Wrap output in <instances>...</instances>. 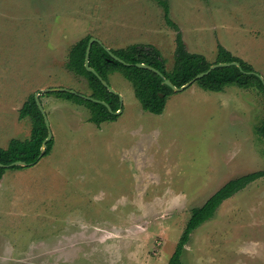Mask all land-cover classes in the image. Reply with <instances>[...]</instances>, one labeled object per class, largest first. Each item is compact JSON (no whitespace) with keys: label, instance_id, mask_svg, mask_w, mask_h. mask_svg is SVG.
Wrapping results in <instances>:
<instances>
[{"label":"rangeland","instance_id":"obj_1","mask_svg":"<svg viewBox=\"0 0 264 264\" xmlns=\"http://www.w3.org/2000/svg\"><path fill=\"white\" fill-rule=\"evenodd\" d=\"M186 49L213 63L218 45L264 78V0H166ZM106 48L148 44L170 70L176 31L156 0H0V147L29 137L27 97L49 87L90 94L66 68L82 37ZM114 120L95 124L82 104L41 92L48 154L0 178V264H169L192 207L226 181L264 169V97L255 88L202 89L141 107L131 83ZM182 264H264V177L225 199L195 228Z\"/></svg>","mask_w":264,"mask_h":264},{"label":"trees","instance_id":"obj_2","mask_svg":"<svg viewBox=\"0 0 264 264\" xmlns=\"http://www.w3.org/2000/svg\"><path fill=\"white\" fill-rule=\"evenodd\" d=\"M163 7L164 19L168 26L176 31L174 63L170 70L165 67V59L160 50L153 45L148 44H130L125 47L107 49L101 42L93 41L89 54L88 65L92 67L104 80L110 73L118 72L122 74L132 85L134 95L140 102L141 107L151 113L160 114L166 102V97L174 92L169 86L163 84V78H167L176 87L189 82L198 73L205 71L212 64L204 55L190 52L186 49L182 39L179 27L169 17L168 3L166 0H156ZM91 36L86 35L76 41L69 49L66 68L76 75L82 76L87 80L89 89L88 96L105 101L111 108H108L99 102L92 101L82 97L77 93L68 91H51L57 97L71 100L77 104L84 105L90 111L89 121L100 124L103 121L114 120L118 114L114 113L119 108V95L112 93L101 83L99 78L84 66L85 52L88 40ZM115 54L129 65L114 59L109 51ZM238 62L236 65L217 66L207 74L195 80V82L204 90L220 91L225 86H237L240 88H255L264 97V86L259 73H257L251 64L247 61L233 55L222 45L217 46L216 58L213 63L220 62ZM142 62L159 70L163 77L156 72L137 67L135 63ZM160 93L163 95L160 96ZM19 118H29L31 121L30 135L24 139L12 138L7 147H0V163L9 164L15 160H22L33 164L39 159L43 140L47 137V128L43 116L37 107L34 99V93L30 94L19 108ZM258 135L264 137V118L255 127ZM52 139L46 142V148L43 155L51 150ZM10 167H21L13 165ZM6 167L0 165V178ZM264 177V169L255 170L239 177L228 180L213 192L205 202L190 209L189 218L185 224L183 232L178 243L171 254L169 264H182V249L189 240L191 232L204 221L211 218L217 207L227 198L244 188L256 179Z\"/></svg>","mask_w":264,"mask_h":264},{"label":"water","instance_id":"obj_3","mask_svg":"<svg viewBox=\"0 0 264 264\" xmlns=\"http://www.w3.org/2000/svg\"><path fill=\"white\" fill-rule=\"evenodd\" d=\"M95 40L96 41H99L98 39H96L94 37H90L89 40H88L87 47H86V52H85L84 66H85V68L87 70L93 72L99 78V80L101 81V83L108 89V91H110L112 93H116V91L108 84V82L106 80H104L92 67H90L88 65V54H89L90 46H91L92 42L95 41ZM109 54L114 59L119 60L120 62L129 65V63L123 61L122 59H120L119 57H117L115 54H113L111 51H109ZM135 65L137 67H141V68H146V69L152 70V71L156 72L157 74H159L161 77H163L162 73L159 70H157L156 68H154V67H152V66H150L148 64H145V63H142V62H138V63H135ZM230 65H236V66L239 67V63L238 62H234V61H231V62L212 63L207 70L198 73L193 79H191L189 82L181 85L180 87H176L167 78H163L162 83L163 84H166L167 86H169L173 91H179V90H182V89L186 88L191 83H193L196 79H198V78L202 77L203 75L207 74L210 70L216 68L217 66H230ZM258 75L261 78L262 83H263V86H264V78L260 74H258ZM51 91H68V92H71V93H77V92H75L73 90L66 89V88H63V87H49V88H45V89H42L41 91H37V92L34 93V99L36 101V104H37L38 109L40 110V112H41V114L43 116L44 123H45V126L47 128V137L42 142L41 152L39 153V158L42 156L43 151L46 148V142L48 140H50L51 137H52L51 131L49 129V121H48L47 115H46V113H45V111H44V109H43V107H42V105H41V103L39 101V95H40L41 92H51ZM77 94L80 95V96H82V97L88 98V99H90L92 101L102 103V104H104L108 108L109 111H111L110 106L105 101H102V100H99V99H95V98L90 97L88 95H81L80 93H77ZM162 95L163 94L160 93V96H162ZM119 99H121V97H119ZM119 112H120V108H118L116 111H114V113H116V114H118ZM0 165L1 166H4V167H9V166H13V165L27 166V165H31V164L30 163H26V162H24L22 160H15V161H13V162H11L9 164H1L0 163Z\"/></svg>","mask_w":264,"mask_h":264},{"label":"crops","instance_id":"obj_4","mask_svg":"<svg viewBox=\"0 0 264 264\" xmlns=\"http://www.w3.org/2000/svg\"><path fill=\"white\" fill-rule=\"evenodd\" d=\"M179 91H180V90H179ZM208 91H209V90H208ZM221 91H222V90H221ZM150 113H151V112H150ZM153 114H154V113H153ZM248 173H249V172H248ZM226 182H227V181H226ZM226 182H225V183H226ZM216 190H217V189H216ZM216 190H215V191H216ZM215 191H214V192H215Z\"/></svg>","mask_w":264,"mask_h":264}]
</instances>
